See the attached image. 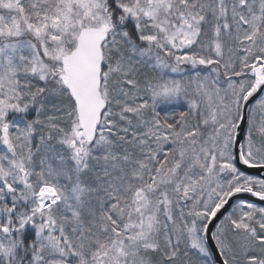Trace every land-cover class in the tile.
<instances>
[{
	"label": "snow or ice",
	"instance_id": "1",
	"mask_svg": "<svg viewBox=\"0 0 264 264\" xmlns=\"http://www.w3.org/2000/svg\"><path fill=\"white\" fill-rule=\"evenodd\" d=\"M0 264H264V0H0Z\"/></svg>",
	"mask_w": 264,
	"mask_h": 264
}]
</instances>
